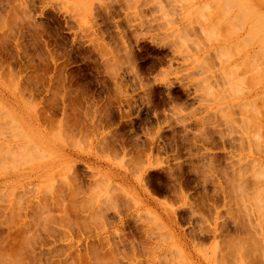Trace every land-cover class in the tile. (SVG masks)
I'll use <instances>...</instances> for the list:
<instances>
[{
  "label": "rangeland",
  "instance_id": "1",
  "mask_svg": "<svg viewBox=\"0 0 264 264\" xmlns=\"http://www.w3.org/2000/svg\"><path fill=\"white\" fill-rule=\"evenodd\" d=\"M263 50L264 0H0V264H264Z\"/></svg>",
  "mask_w": 264,
  "mask_h": 264
},
{
  "label": "bare ground",
  "instance_id": "2",
  "mask_svg": "<svg viewBox=\"0 0 264 264\" xmlns=\"http://www.w3.org/2000/svg\"><path fill=\"white\" fill-rule=\"evenodd\" d=\"M263 51H264V50H263ZM263 55H264V54H263ZM237 174H238V173H237ZM255 177H256V176H255ZM241 178H242V177H241ZM241 178H240V179H241ZM236 182H237V181H236ZM238 182H239V181H238ZM237 187H238V186H237ZM256 188H257V190H258V187H256ZM257 190H255V191H257ZM255 191H254V192H255ZM263 191H264V190H263ZM263 191H261L260 193H262ZM237 192H238V191H237ZM239 192H240V190H239ZM254 192H253V193H254ZM251 194H252V192H251ZM257 194H258V193H257ZM263 194H264V192H263ZM260 195H261V194H260ZM251 196H252V195H251ZM239 198H240V197H239ZM243 199H244V198H243ZM251 199H253V198H251ZM263 199H264V198H263ZM239 200L241 201V199H239ZM246 200H248V199H246ZM254 202H256V201H254ZM259 203H260V202H259ZM256 204H258V203H256ZM260 204H261V203H260ZM256 207H257V205H256ZM256 207H255V208H256ZM263 208H264V207H263ZM261 210H262V206H261ZM263 217H264V216H263ZM260 223H261V221H260ZM262 223H264V222L262 221ZM262 223H261V224H262ZM252 241H253V240H252ZM241 251H242V250H241ZM244 251H245V250H244ZM252 251H253V249H252ZM242 252H243V251H242ZM248 253H249V252H248ZM243 254H245V253H243ZM250 254H252V253H250ZM244 256H245V255H244ZM245 257H246V256H245ZM247 257H248V256H247ZM238 264H239V263H238Z\"/></svg>",
  "mask_w": 264,
  "mask_h": 264
}]
</instances>
